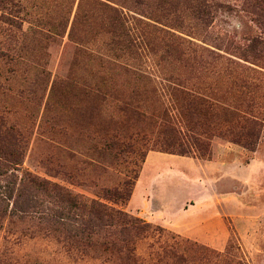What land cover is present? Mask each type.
Masks as SVG:
<instances>
[{
  "label": "rangeland",
  "instance_id": "obj_1",
  "mask_svg": "<svg viewBox=\"0 0 264 264\" xmlns=\"http://www.w3.org/2000/svg\"><path fill=\"white\" fill-rule=\"evenodd\" d=\"M196 1L0 0V117L24 138L20 165L0 161V264H116L70 251L44 181L117 209L105 193L133 183L123 209L152 227L140 264L186 249L188 264H264V122L253 151L218 135L243 108L236 75L263 112L264 50L247 46L264 0H204L202 23ZM205 97L217 107L196 113ZM172 130L192 155L163 153Z\"/></svg>",
  "mask_w": 264,
  "mask_h": 264
},
{
  "label": "trees",
  "instance_id": "obj_2",
  "mask_svg": "<svg viewBox=\"0 0 264 264\" xmlns=\"http://www.w3.org/2000/svg\"><path fill=\"white\" fill-rule=\"evenodd\" d=\"M206 7L204 0H197L196 6L192 8V19L201 23L204 22L210 15L209 11L205 10ZM247 49L253 54L257 50H264V39L252 40ZM234 79L242 89L240 94L243 98L244 110L242 108L232 113L230 121L225 123L227 129L218 132V135L229 138L249 151H253L257 143L261 122H264V109L262 113H257L255 110L254 91L252 90L254 84L243 76L237 77L236 75ZM247 93H249V97L245 99L244 96L247 97ZM207 99V97L203 100L199 98L196 113H210L212 109L217 107L215 104L209 103ZM176 133L175 130H172L168 134L170 137L163 153L179 156L192 155L194 152L191 145H186ZM23 144L24 138L21 133L12 126L6 125L0 117V161L9 162L16 166L20 165ZM197 150H199L198 154L201 157L210 158L207 142H203L197 147ZM137 178L138 174L134 176V181ZM44 185L56 192V196L60 200L62 199L68 207L62 221L67 228L64 239L70 251L85 252L88 249L100 256H107L116 264H140L136 254V242L145 239L146 236L144 235L152 227L142 219L131 217L123 209L132 196L133 183L125 182L121 189L105 193L106 199L114 205H121V209L94 200H90L88 205H82L81 202H77L81 200V197H74L71 192L46 181H44ZM155 230L164 232V229L160 227ZM185 251H183L184 255L164 253L162 258L165 260V264H188L185 260Z\"/></svg>",
  "mask_w": 264,
  "mask_h": 264
}]
</instances>
